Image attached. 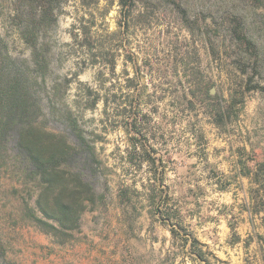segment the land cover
<instances>
[{
	"label": "rangeland",
	"instance_id": "obj_1",
	"mask_svg": "<svg viewBox=\"0 0 264 264\" xmlns=\"http://www.w3.org/2000/svg\"><path fill=\"white\" fill-rule=\"evenodd\" d=\"M12 14H0V32L14 54L29 57L4 27ZM122 14L117 0H66L55 38L54 73L70 80L65 101L93 147L94 188L107 203L85 212L79 231L55 244L22 218L13 193L22 180L4 172L0 264H202L177 249L170 227L154 215L152 185L162 203L167 190V208L178 207L209 264H264V209L244 207L256 186L234 181L240 149L264 160V93L244 85L251 78L250 85L264 86V61L257 72L243 67L226 34L187 28L163 2L137 0L126 20ZM198 78L213 98L192 97ZM231 96L235 115L218 127L212 109ZM39 122L63 130L50 117Z\"/></svg>",
	"mask_w": 264,
	"mask_h": 264
},
{
	"label": "trees",
	"instance_id": "obj_2",
	"mask_svg": "<svg viewBox=\"0 0 264 264\" xmlns=\"http://www.w3.org/2000/svg\"><path fill=\"white\" fill-rule=\"evenodd\" d=\"M65 1L0 0V14L4 9L13 11L5 18L4 27L7 31H15L23 47L29 51L32 64L29 68L25 60L10 59L7 51L12 46L0 36V179L9 171L22 180L21 186L13 190L20 198L22 218L59 245L65 244L73 233L79 231L85 212L102 207L108 200L107 194L98 193L94 188L93 147L84 136L78 118L71 109L55 106L62 105L65 100L69 79L58 77L48 91L52 104L50 118L60 122L63 130L53 133L38 122L41 108L32 91L37 82L30 73L44 78L49 72L51 45L48 39L57 27L61 5ZM136 1L117 0L123 11V20L136 8ZM155 1L170 5L189 29L197 27L206 32L209 26L215 33L226 34L228 41L235 46L237 62H242L243 67L249 66L257 72L264 61V0ZM206 19L208 23H205ZM210 46L214 51L211 42ZM250 83L251 78H248L244 84L246 91L264 93V86ZM194 84L193 98L196 99L197 95L213 98L207 94V85L201 78ZM231 100L229 104L221 98L216 100L211 113L216 126H225L235 115L238 102L234 96ZM94 104L95 101L90 107ZM245 153V149L239 150L237 176L248 178L256 186L250 191L251 202L246 209L257 214L264 209V160L247 158ZM162 185L160 179L158 186ZM150 193L154 215L170 227L173 239L180 243L177 249L181 253L185 251L194 261L209 264L203 244L187 230L178 207L167 208L170 200L167 190H164L167 200L164 203L160 199L162 191L157 196L152 185ZM121 196L128 198L126 191H122ZM259 239L264 242L263 236Z\"/></svg>",
	"mask_w": 264,
	"mask_h": 264
},
{
	"label": "water",
	"instance_id": "obj_3",
	"mask_svg": "<svg viewBox=\"0 0 264 264\" xmlns=\"http://www.w3.org/2000/svg\"><path fill=\"white\" fill-rule=\"evenodd\" d=\"M56 32H57V27L51 31L50 33V37H49V43L51 45L50 48V61H49V72L48 74H46L44 76V78L40 77V76H36L34 73H30V76H32L33 78L36 79V84H33L32 86V91L33 94L37 97L38 101H39V105L41 108V113L40 116L38 117V122L45 119V118H49L50 117V113H49V107L52 105L49 102L48 99V91L50 90V86L52 85V83L58 78L55 73V59H56V49H57V43H56ZM0 36H2L5 41L10 45V42L8 41V39L3 36L0 32ZM7 56L12 59V60H25L26 63V67L32 68V64L29 60V57H23V56H19L16 55L12 52V48L9 47L8 51H7ZM211 94H213L214 89L212 88L210 90ZM55 106L57 107H61L63 106L64 108H69L71 109V106L67 104V102L65 100H63L62 105L59 104H55ZM82 128V127H81Z\"/></svg>",
	"mask_w": 264,
	"mask_h": 264
},
{
	"label": "crops",
	"instance_id": "obj_4",
	"mask_svg": "<svg viewBox=\"0 0 264 264\" xmlns=\"http://www.w3.org/2000/svg\"><path fill=\"white\" fill-rule=\"evenodd\" d=\"M236 167H237V166L235 165L234 168L236 169ZM238 177H239V176H237L236 178H234V181H238V180H237ZM241 178H242V177H241ZM225 190H226V187H224V189H222V190H220V191H225ZM250 202H251L250 200H249V202H248L247 204L244 202V207H245V209H246V206H248V205L250 204ZM246 210H248V209H246ZM250 213H251V212H250ZM184 223H185V220H184ZM184 225H186V224H184ZM189 225H190V224H189ZM185 227H186V226H185ZM186 228H187V227H186ZM187 230H188V229H187ZM190 232H191V231H190Z\"/></svg>",
	"mask_w": 264,
	"mask_h": 264
}]
</instances>
